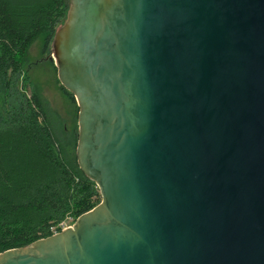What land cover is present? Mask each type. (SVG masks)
I'll return each instance as SVG.
<instances>
[{"label":"water","instance_id":"1","mask_svg":"<svg viewBox=\"0 0 264 264\" xmlns=\"http://www.w3.org/2000/svg\"><path fill=\"white\" fill-rule=\"evenodd\" d=\"M51 50L102 200L0 264H264V0H70Z\"/></svg>","mask_w":264,"mask_h":264},{"label":"trees","instance_id":"2","mask_svg":"<svg viewBox=\"0 0 264 264\" xmlns=\"http://www.w3.org/2000/svg\"><path fill=\"white\" fill-rule=\"evenodd\" d=\"M69 7L70 0H0V94L5 97L0 116V253L62 231L65 221H76L102 200L77 155L66 150L39 95L25 97L18 88L30 48L45 36L44 51L52 54L53 38ZM13 96L22 101L13 104Z\"/></svg>","mask_w":264,"mask_h":264},{"label":"rangeland","instance_id":"3","mask_svg":"<svg viewBox=\"0 0 264 264\" xmlns=\"http://www.w3.org/2000/svg\"><path fill=\"white\" fill-rule=\"evenodd\" d=\"M45 36L39 38L30 48L23 71L19 77L18 88L25 97L36 92L43 102L51 125L64 141L68 153L76 157L79 136V106L67 95L58 78V69L52 54L44 51ZM52 46V45H51ZM15 88L13 89V92ZM22 98L13 96L11 102L18 105ZM5 114V97L0 94V116ZM77 221V220H76ZM76 221L69 219L66 226Z\"/></svg>","mask_w":264,"mask_h":264},{"label":"built area","instance_id":"4","mask_svg":"<svg viewBox=\"0 0 264 264\" xmlns=\"http://www.w3.org/2000/svg\"><path fill=\"white\" fill-rule=\"evenodd\" d=\"M62 226H63L62 230H65V229H67V228H69V227H72V226H69V227H68V226H66L64 223H63Z\"/></svg>","mask_w":264,"mask_h":264}]
</instances>
